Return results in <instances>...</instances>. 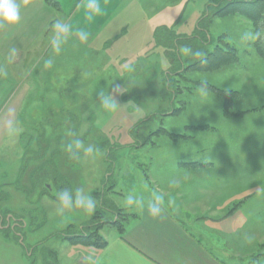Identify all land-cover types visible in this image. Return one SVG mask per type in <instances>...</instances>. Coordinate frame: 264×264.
<instances>
[{
  "label": "rangeland",
  "instance_id": "obj_1",
  "mask_svg": "<svg viewBox=\"0 0 264 264\" xmlns=\"http://www.w3.org/2000/svg\"><path fill=\"white\" fill-rule=\"evenodd\" d=\"M60 1L70 17L80 0ZM220 1L107 0L114 6L101 8L102 14L71 20L72 26L97 27L88 43L68 39L56 52L49 40L52 63L44 88L18 93L3 68L0 264H75L64 235L87 231L95 212L108 222L117 210L123 218L127 196H150L143 191L154 186L151 180L165 187L164 177L176 184L217 183L228 201L246 198L240 217L258 226L254 260L264 264V58L256 52L249 20L211 16ZM245 33L253 37L243 39ZM219 37L236 49L237 59L216 69L209 68L214 60L188 68L216 45L223 47ZM185 46L192 52L184 53ZM209 86L235 92L228 110ZM101 90L113 94L116 110L102 109ZM77 139L94 153L86 156L82 148L70 154L67 146ZM39 140L48 143L43 157ZM193 160L210 164L191 177L184 165ZM226 186L234 190L225 192ZM64 189H82L96 201L95 210L73 207L57 214L56 196ZM11 217L16 226L7 229ZM109 230L105 224L100 234Z\"/></svg>",
  "mask_w": 264,
  "mask_h": 264
},
{
  "label": "crops",
  "instance_id": "obj_2",
  "mask_svg": "<svg viewBox=\"0 0 264 264\" xmlns=\"http://www.w3.org/2000/svg\"><path fill=\"white\" fill-rule=\"evenodd\" d=\"M56 1L59 9L44 0H27L26 4L19 0L20 22L14 26L0 23V78L6 67L18 93L24 89L23 94H30L37 85L46 86L45 78L50 69L45 61L51 60L47 48L53 36V22L60 19L71 25V20L78 14L89 16L87 0L75 1L70 8L73 9L70 17H66L68 12L63 10L67 4ZM99 3L105 9L114 6L107 0H99ZM81 28L89 33L86 41L79 38L78 29ZM96 28L92 24L84 27L73 25L69 39L77 45H85L94 38ZM12 49L17 55L9 62ZM209 164L193 160L189 166L184 165L187 168L185 175L193 177L195 168L204 169ZM220 175L226 180L227 169L221 168ZM153 180L154 186L143 191L150 196H142L141 205L120 208L128 215L122 231L111 224L106 234L101 235L102 228L99 230L106 241L103 248L66 244V252H75V264H259V259L254 260L259 237L254 234L257 229L253 231L258 226L253 220L250 221L252 224L246 225L245 217L244 220L240 217L241 204L246 198L223 199L224 186L217 183L215 186L176 184L171 187L168 178L164 177L166 186L158 187V179ZM219 180L223 181L222 177ZM225 188V192L227 188L233 189L232 186ZM154 193L164 197V211L155 219L146 210V204ZM15 219H8L6 228L12 225L10 229L15 228ZM10 222L13 224L9 225ZM39 244L42 243L36 245Z\"/></svg>",
  "mask_w": 264,
  "mask_h": 264
},
{
  "label": "clouds",
  "instance_id": "obj_3",
  "mask_svg": "<svg viewBox=\"0 0 264 264\" xmlns=\"http://www.w3.org/2000/svg\"><path fill=\"white\" fill-rule=\"evenodd\" d=\"M26 4L27 0H23ZM86 9L88 11L89 17L92 15L102 14L101 5L99 0H87ZM21 19V3L19 0H0V23L7 24L9 26H14L20 22ZM53 36L51 39V45L56 52L61 50L63 44H65L72 32V26L63 20H55L52 24ZM78 35L81 41H86L89 37V33L81 28L78 29ZM253 37L252 33H245L243 39H249ZM255 38H257L255 36ZM184 53L189 54L192 49L185 46L183 49ZM17 55L15 49L10 50L8 60L12 62ZM196 56L202 55L199 51L195 52ZM52 61H45L46 66H51ZM121 91V90H117ZM97 99L100 103L102 109L106 112L114 111L118 107V103L111 92L105 94L103 90L98 92ZM10 132H15L16 129L13 125H9ZM68 151L73 156H76L77 152L83 148L84 154L90 156L94 153L93 146L83 147L82 142L77 139L68 146ZM73 149L76 151L73 152ZM176 181L170 182L171 187L176 186ZM56 199L58 201V207L56 208L57 214H62L66 209H71L73 207L83 209L85 212L91 213L95 210L96 201L87 195L82 189H77L75 193H70L68 189H64L57 193ZM164 197L163 195L153 194L152 198L146 204V210L150 217L153 219L158 218L162 215ZM142 201L138 199L135 195H128L126 199V205L131 207L133 205H141Z\"/></svg>",
  "mask_w": 264,
  "mask_h": 264
},
{
  "label": "trees",
  "instance_id": "obj_4",
  "mask_svg": "<svg viewBox=\"0 0 264 264\" xmlns=\"http://www.w3.org/2000/svg\"><path fill=\"white\" fill-rule=\"evenodd\" d=\"M44 1L53 8L59 9V5L56 0H44ZM216 8H217L216 11L211 15L212 17H222L229 14H239L252 23L254 29L253 44L255 46L256 52L262 58H264V0H223L216 5ZM255 36L257 38H255ZM174 39L175 38H173V40ZM191 39L200 41L201 38L198 37L197 39V37H192ZM177 40L178 39L176 38V41ZM187 41L190 42V40ZM218 42L221 43L223 42L222 37H219ZM223 45H224L223 47L220 45H216L213 51L207 52L205 56H203L201 59L195 61L194 63H191L188 68L201 69L204 62L212 61V60L214 61L211 65L212 67L209 66L210 69H216L219 68L220 66L234 62L237 59L236 49L230 46L226 42L225 43L223 42ZM209 87L214 91H216L222 97L224 110H228L232 98L235 95V92L231 90H219L212 86ZM159 130L163 131L161 128ZM38 144L39 147H41V151L38 152L43 157L46 154V151L42 149L43 148L46 149L48 143L47 141L46 142L44 141L42 145V142L39 140ZM34 160H40V159L34 158ZM49 164H50L49 161L45 162V165H49ZM38 168L40 169L41 167ZM32 184L38 185V182L36 183L35 181L32 180ZM46 188L47 190L49 189V187ZM120 213L121 211L117 210L114 214L115 215L114 221L108 222L107 220H102L101 212H95L92 216L93 222L90 226H88L87 231L83 230L78 234L64 235L63 239L66 240V242L69 243L70 245H83V246H92L95 248H103L106 245V241L99 234V230L103 227V225L111 224L117 227L120 231H122L123 225L125 221H127L128 219L127 217L128 215L123 214V218H122L120 216ZM7 229H10V227H8Z\"/></svg>",
  "mask_w": 264,
  "mask_h": 264
}]
</instances>
